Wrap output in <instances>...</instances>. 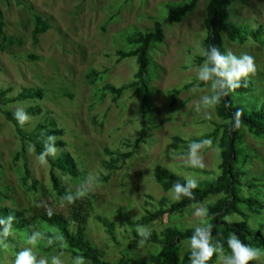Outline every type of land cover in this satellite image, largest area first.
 <instances>
[{
    "label": "rangeland",
    "instance_id": "1",
    "mask_svg": "<svg viewBox=\"0 0 264 264\" xmlns=\"http://www.w3.org/2000/svg\"><path fill=\"white\" fill-rule=\"evenodd\" d=\"M184 0H0V10L5 18V33L12 44L1 47L0 37V89L11 88L17 94L25 87L43 89L42 99L36 98L5 106L14 112L40 105L42 113L29 116L25 129L31 130L45 118L54 119L64 129V148L84 171L81 179L66 180L73 193L81 190L93 193V214L101 215L115 223L117 242L92 216L87 223V233L103 256L117 262L123 255L131 256V264H150L149 257L159 250L158 244L147 243L134 237L145 232L159 233L166 225L183 228H201L205 218L197 216L216 196L203 203L187 207L182 213L164 215L162 221L148 226H137L136 220L148 209L159 207L164 197L176 200L175 191H163L155 178V168L160 165L189 183L200 186L211 182L221 173L222 162L218 139L208 138L188 155L183 149L171 146L172 137L186 140L201 138L222 122L216 114L214 83L200 87L195 82L189 89L175 94V89L199 79L206 63L196 64L197 56L204 54L207 35L205 17L209 0H199L194 10L180 22L166 23L170 10L182 5ZM29 7L41 14L51 28L32 36L35 25ZM226 21L251 32L261 28L264 41V0H232L227 9ZM163 23L164 39L149 49V65L142 84L128 87L114 101L110 93L101 96L100 88L106 84L129 86L138 70L136 56L118 60L116 51L132 50L138 45L129 43L128 36L138 31L153 29L154 22ZM226 56L251 55L256 65L255 73L246 78L251 83L249 92L232 93L233 106L241 104L248 111L264 106V44L249 38L239 44L225 38ZM29 54L37 56L30 59ZM208 68V67H207ZM90 69L104 71L102 78L89 84L85 73ZM143 131L138 147L133 142ZM208 141H211L209 144ZM131 146L128 148V145ZM239 161L235 165L245 172L247 181L258 178L255 187H244V195L264 199V138H256L243 131L237 142ZM22 145L14 126L0 112V206L23 210L28 218L30 237L49 228L37 224L38 215L59 212L66 215L69 201L56 202L43 193L32 194L20 185L25 164L41 188H50L49 165L39 161L26 146V159L14 157ZM105 149L132 151V156L120 169L111 172L107 181H100L108 172L102 161L110 160ZM199 160L203 167L194 166ZM206 170L207 172H204ZM207 182H205V181ZM232 219H239L233 216ZM264 232V227L261 228ZM28 238V240H29ZM29 242V241H28ZM37 243V241H36ZM37 251V245L29 243ZM183 252L190 249L182 243ZM253 260L264 264V252ZM230 253L220 252L213 264H227ZM53 253L38 252L37 264H51ZM62 264H77L68 253H60ZM83 264H92L81 258ZM79 260V259H78ZM0 264H15L13 252L0 246Z\"/></svg>",
    "mask_w": 264,
    "mask_h": 264
},
{
    "label": "trees",
    "instance_id": "2",
    "mask_svg": "<svg viewBox=\"0 0 264 264\" xmlns=\"http://www.w3.org/2000/svg\"><path fill=\"white\" fill-rule=\"evenodd\" d=\"M231 1L209 0L207 5L205 24L208 31L204 41V54L197 56L195 62L198 65L206 63L209 70L216 67L214 61L210 58L212 49H216L221 55L226 56L225 38L239 44H243L249 38H252L255 42L264 44V41L260 40L261 28L249 32L226 21L227 9ZM198 3L199 0H184L182 5L170 10L165 22L172 24L182 21L189 12L196 8ZM29 9L35 22L32 36L37 40L38 35L51 28V24L41 14L35 12L32 7H29ZM0 37L2 39L1 47L6 43H13L5 33V18L2 10H0ZM163 39V23L160 21L154 22L152 30L147 32L138 31L136 34L128 36L127 41L138 46L132 50H117L116 55L118 60L136 56L138 70L135 74V80L129 86L120 87L106 83L100 88L101 96L103 97L108 92L116 101L128 87L138 84L146 86L144 74L150 61L149 49L152 45L162 42ZM28 57L30 59L37 58L33 54H29ZM103 75L104 71L90 69L85 73V79L89 84H94ZM195 82L200 87L215 84L216 98L218 96L219 99H216L214 106L216 114L222 122L218 124L216 129L201 138L186 140L174 135L171 146L174 149H183L184 155H188L198 148L195 145L201 146L208 138L218 139L222 159L220 164L221 173L203 187L199 184L203 181L194 182L196 187L193 188L190 187L192 183L157 165L154 172L156 181L163 191H175L176 200L169 202L166 197L162 198L159 207L146 210L145 214L136 220V225L148 226L155 221H162L164 215L182 213L187 207L201 204L207 198L213 196H216V199L207 205V216L204 217L205 223L201 228L180 229L175 225H166L159 233L155 231L145 232L140 236L136 231H133L134 237L160 246L159 250L157 249L155 253L150 255V264H192L191 238L196 236L197 229L208 231L209 243L215 249L213 256L206 264H213L220 252L232 254L228 245V239L232 235H235L242 244L264 252V232L261 231V228L264 227V199L246 196L243 191L245 186L251 189L258 185L256 182L261 180L252 178L247 181L244 179L245 172L238 170L237 167L235 168L240 159L236 145L242 132L247 131L253 137L264 138V106L251 111L246 110L241 104L233 106L231 94L249 92L251 88L250 81L241 78L239 87L232 89L225 77L218 76L215 73H211V79L208 81L197 79L185 85L182 89H175L174 93L177 95L182 90L189 89ZM43 96V89L38 87H25L17 94H11V88L0 89V112L14 126L15 133L22 145L21 151L17 152L14 157L15 161L20 158L26 159V146L39 157L49 147L57 149L64 148L66 145L61 138L64 129L58 127L54 119L45 118L42 122L39 121L31 130H26L25 123L21 126L15 119V112L12 109L4 108L21 101L42 99ZM24 110L28 116H37L42 113L40 105L30 106ZM237 118L239 119V126L236 123ZM142 136L143 131L133 142L134 146L138 147ZM130 146L131 144L128 145V148ZM105 152L110 160H103L102 166L108 173L103 174L100 181H107L111 172L123 167L132 156V151H121L120 149H105ZM45 161L49 165V189L39 187L38 181L33 178L26 164L24 173L19 179L20 185L32 194L42 195L46 193V195L52 196L56 202L69 201L68 197H71L68 213L64 215L59 212H51V216L48 213L38 215L39 221H37V224H45L51 229L38 233L37 251H34L30 248L28 242L30 236L29 223L23 210L0 206V220L7 221L9 216L12 217L7 234L4 233L5 224H0V246H6L8 250H11L15 260L18 253L29 250L34 256L33 264H37L39 251L45 253L52 251L54 256L65 252L69 254L72 260L83 258L89 260L92 264H131V256L126 255L120 257L117 262L107 260L103 256L102 250L89 237L86 226L93 214L95 196L86 190L73 193L66 185V180L81 179L84 176V171L77 159L69 152L60 150V154L56 156H53L52 153L46 155ZM204 172L207 171L204 170ZM177 185L182 189H187V192L176 191ZM81 193L83 194L81 195ZM233 216H238L239 219H232ZM93 218L105 228L107 235L117 242L115 223L98 214H93ZM209 225H211L210 228ZM184 241L190 244V249L183 252L182 243ZM248 264H254L253 260L249 261Z\"/></svg>",
    "mask_w": 264,
    "mask_h": 264
},
{
    "label": "clouds",
    "instance_id": "3",
    "mask_svg": "<svg viewBox=\"0 0 264 264\" xmlns=\"http://www.w3.org/2000/svg\"><path fill=\"white\" fill-rule=\"evenodd\" d=\"M216 67L209 70L206 66L202 70L199 75V79L202 81H208L211 79V73H215L218 76L225 77L228 85L235 89L239 87V81L241 78H247L249 74L255 73L256 65L254 63V58L248 54H242L240 56H236L232 53H229L227 56L221 55L220 52L216 49H212V55L210 57ZM219 83V82H217ZM215 87V84L213 85ZM221 86H223L221 84ZM217 100L219 97L217 96ZM14 117L17 122L22 126L28 119L29 116L25 112L23 108L17 109L14 113ZM237 126H239V119L237 118ZM210 144L211 141H208ZM195 147H199V145H195ZM54 149L49 147L45 152L41 153L39 156V161L41 163L46 162L45 156L53 153ZM194 152V150H193ZM194 166L203 167V164L200 163L199 160H193ZM190 187L195 188L196 184L192 183ZM176 191L178 192H187V189H182L177 185ZM83 193H81L82 195ZM190 195V193H189ZM69 201H71V197H68ZM49 216L52 215L51 212L48 213ZM197 216L206 217L207 211L206 209L198 210L196 213ZM12 217L9 216L7 221L0 220V224H5L4 233L7 234L10 227V222ZM211 225H209V228ZM39 234H35L29 238V243L36 244L37 236ZM50 243V242H49ZM228 245L231 249V255L227 261V264H248L249 261L256 259L259 255L256 249H253L245 244H242L235 235H232L228 239ZM191 251L192 254V264H206V262L211 259L213 256L215 249L209 243L208 231L206 229H197L196 236L191 238ZM198 250V251H195ZM34 256L29 250L22 251L17 254L15 264H33ZM41 264H46L45 261H41ZM51 264H62L59 257L53 256ZM77 264H83L82 259L77 260Z\"/></svg>",
    "mask_w": 264,
    "mask_h": 264
}]
</instances>
